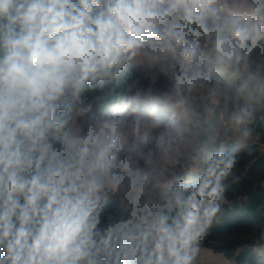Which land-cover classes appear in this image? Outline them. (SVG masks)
I'll return each mask as SVG.
<instances>
[{
	"label": "clouds",
	"instance_id": "1",
	"mask_svg": "<svg viewBox=\"0 0 264 264\" xmlns=\"http://www.w3.org/2000/svg\"><path fill=\"white\" fill-rule=\"evenodd\" d=\"M203 96L250 135L264 0H0V264H194L240 144Z\"/></svg>",
	"mask_w": 264,
	"mask_h": 264
},
{
	"label": "trees",
	"instance_id": "2",
	"mask_svg": "<svg viewBox=\"0 0 264 264\" xmlns=\"http://www.w3.org/2000/svg\"><path fill=\"white\" fill-rule=\"evenodd\" d=\"M137 73L138 69L130 65L117 93L127 94ZM193 106L202 117L211 115L217 122L218 145L232 149L240 142L237 163L225 181L227 190L221 211L202 238L200 251L224 255L233 264H256L258 253L264 252V104L256 107L247 125L250 135L243 140L242 131L231 126L228 117L232 108L222 98L203 96Z\"/></svg>",
	"mask_w": 264,
	"mask_h": 264
},
{
	"label": "rangeland",
	"instance_id": "3",
	"mask_svg": "<svg viewBox=\"0 0 264 264\" xmlns=\"http://www.w3.org/2000/svg\"><path fill=\"white\" fill-rule=\"evenodd\" d=\"M142 73L138 69V73L135 77L141 76ZM196 264H233L230 259L221 254H215L211 251H199L195 260Z\"/></svg>",
	"mask_w": 264,
	"mask_h": 264
}]
</instances>
